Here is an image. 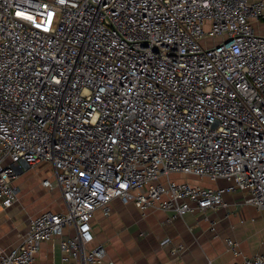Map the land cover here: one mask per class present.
I'll list each match as a JSON object with an SVG mask.
<instances>
[{
	"label": "built area",
	"instance_id": "2783aa9c",
	"mask_svg": "<svg viewBox=\"0 0 264 264\" xmlns=\"http://www.w3.org/2000/svg\"><path fill=\"white\" fill-rule=\"evenodd\" d=\"M263 19L264 0H0V203L47 161L63 204L0 264H36L56 236L66 264H116L93 229L114 199L171 221L239 191L264 211ZM226 243L229 264H264Z\"/></svg>",
	"mask_w": 264,
	"mask_h": 264
},
{
	"label": "crops",
	"instance_id": "0c3cea01",
	"mask_svg": "<svg viewBox=\"0 0 264 264\" xmlns=\"http://www.w3.org/2000/svg\"><path fill=\"white\" fill-rule=\"evenodd\" d=\"M253 25L256 31H264V19ZM43 163L48 174L39 175L37 171ZM31 168L13 180L18 191L16 202L7 208L0 203V250L19 243V234L25 231L29 217L47 208H63L59 188L42 184L43 179L53 180L52 165L41 161ZM203 182L211 186L226 184L224 180ZM224 200L228 205L216 211L195 209L184 217L166 221L167 213L159 208L142 212L132 202L114 199L109 215H103L101 210L95 213V242L104 244L107 258L116 264H203L206 260L229 264L240 257L232 253L227 238L236 240L244 254L263 253L264 211L244 203L239 191L226 192ZM165 238L171 242L162 245ZM59 239L56 236L41 244L36 264H66L60 260ZM179 245L182 249H178Z\"/></svg>",
	"mask_w": 264,
	"mask_h": 264
},
{
	"label": "rangeland",
	"instance_id": "374dc122",
	"mask_svg": "<svg viewBox=\"0 0 264 264\" xmlns=\"http://www.w3.org/2000/svg\"><path fill=\"white\" fill-rule=\"evenodd\" d=\"M46 163H43L42 165H41V167L38 169V171H37V173L39 174V175H41V174H43V173H46V174H48L47 173V171L45 170L46 169ZM32 169V168H31ZM34 178L35 179H37L38 177H36L35 175H34ZM172 179L173 180H176V181H183V180H187V181H190V182H192V183H200V184H204L205 185V183L206 182H203L204 180H200L199 181V179H195V178H190V176H186V175H184V174H181V173H179V174H175V175H172ZM207 185V184H206ZM209 185V184H208ZM211 186V185H210ZM52 197H54V195H56L54 192H52L51 194H50ZM54 199H56V196H55V198ZM129 204H131V203H129ZM130 206V205H129ZM131 207V206H130ZM132 208V207H131ZM135 216V215H134Z\"/></svg>",
	"mask_w": 264,
	"mask_h": 264
}]
</instances>
